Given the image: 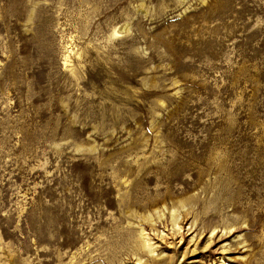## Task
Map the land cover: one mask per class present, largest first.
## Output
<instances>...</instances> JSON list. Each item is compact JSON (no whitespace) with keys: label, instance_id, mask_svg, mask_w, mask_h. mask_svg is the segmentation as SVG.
<instances>
[{"label":"rangeland","instance_id":"1","mask_svg":"<svg viewBox=\"0 0 264 264\" xmlns=\"http://www.w3.org/2000/svg\"><path fill=\"white\" fill-rule=\"evenodd\" d=\"M0 248L264 264V0H0Z\"/></svg>","mask_w":264,"mask_h":264},{"label":"bare ground","instance_id":"2","mask_svg":"<svg viewBox=\"0 0 264 264\" xmlns=\"http://www.w3.org/2000/svg\"><path fill=\"white\" fill-rule=\"evenodd\" d=\"M128 26H125L123 29H122V33H127L128 31ZM118 34V31H114L113 33V36H116ZM69 56V55H68ZM67 57V56H66ZM67 59V58H66ZM69 61V60H68ZM67 65V64H66ZM201 176V175H200ZM173 212V211H172ZM142 219V218H141ZM147 221V220H146ZM172 226L176 229V230H180L181 227H180V221H179V218L178 217H174L172 218ZM227 225V224H226ZM230 229V228H229ZM226 230V229H225ZM223 230V231H225ZM179 233V232H178ZM218 233V230L216 228L213 229V231L211 232L210 234V238H212L213 236H215L216 234ZM225 233H228L227 230L225 231ZM140 237H141V241H142V246L143 248L148 251L149 253L151 254H154L155 255V248L154 247V243H152L151 239L149 238V235L145 232H143V230L140 231ZM192 241V240H191ZM107 242V241H106ZM68 244V241L67 240H64L63 242H61V246L64 247L65 245ZM4 248V247H3ZM225 250V248H224ZM66 251V250H65ZM68 253V252H67ZM44 257H49L51 255L50 252H45L42 254ZM64 255H66V253L62 254L61 255H57L56 256V259L53 258L52 260L49 259V261H46L44 264H55V262H57L58 264H61L62 261L64 260ZM67 256H69L67 259L69 261V263L67 264H83V261H85V259H83V257H88L89 259H91L92 257L89 256V255H86L84 256L83 254H73V253H68ZM169 258V257H168ZM87 259V258H86ZM143 259V258H142ZM162 260H160L161 264H168L167 263V259H163L161 258ZM222 260V259H220ZM138 261V260H137ZM143 263V262H142ZM0 264H16L14 258H13V254L12 253H9L7 252L6 250L4 249H1L0 248Z\"/></svg>","mask_w":264,"mask_h":264}]
</instances>
